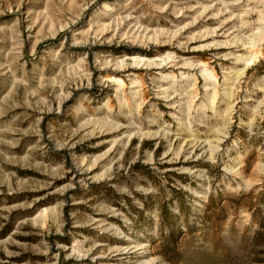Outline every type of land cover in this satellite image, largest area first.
Masks as SVG:
<instances>
[{"label":"rangeland","instance_id":"374dc122","mask_svg":"<svg viewBox=\"0 0 264 264\" xmlns=\"http://www.w3.org/2000/svg\"><path fill=\"white\" fill-rule=\"evenodd\" d=\"M0 264H264V0H0Z\"/></svg>","mask_w":264,"mask_h":264},{"label":"bare ground","instance_id":"6f19581e","mask_svg":"<svg viewBox=\"0 0 264 264\" xmlns=\"http://www.w3.org/2000/svg\"><path fill=\"white\" fill-rule=\"evenodd\" d=\"M107 6V5H106ZM108 9V8H107ZM110 9V8H109ZM119 72V71H118ZM200 145V144H199Z\"/></svg>","mask_w":264,"mask_h":264}]
</instances>
